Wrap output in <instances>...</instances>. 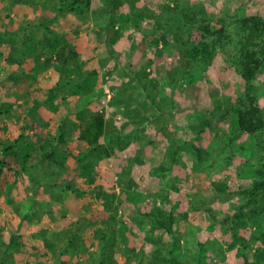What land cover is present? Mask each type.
<instances>
[{"label": "rangeland", "instance_id": "374dc122", "mask_svg": "<svg viewBox=\"0 0 264 264\" xmlns=\"http://www.w3.org/2000/svg\"><path fill=\"white\" fill-rule=\"evenodd\" d=\"M54 3L55 0L42 2L31 10L24 6L16 10L11 0H0L2 27L17 28L27 23L35 26L19 35L20 39H33L28 47H23L25 54L18 56L22 64L0 63V78L6 74L29 76L19 87L6 85L15 96L5 100L22 103L27 98L35 99L34 90L47 91L58 81L97 72L93 77L94 92L79 98L74 106L103 111L116 130L130 136L131 144L97 167L96 185L105 189L106 196L116 195L115 209L111 222H100L96 230L87 229L88 247L111 228L118 240V264H125L126 257L120 253L123 244L127 245L125 250L134 248L142 253L146 262L150 240L162 232L155 231L143 214L162 208L174 214L176 238L161 236L173 249L171 257L185 264H244L245 259L253 262L256 252L264 248V199L247 203L238 189L250 188L259 180L256 171L264 165V130L256 135L240 133L236 116L226 115L225 109L243 99L246 89L235 66L244 32L234 21L253 15L264 18V0H126L116 16L121 38L112 48L107 44V32L103 34L109 20L102 13L106 0H92L89 13L82 17L67 11L55 15ZM168 4H178L179 9L168 14ZM198 10L213 19L226 17L227 22L224 44L217 48L212 66L207 69L185 66L186 46L180 39L185 31L184 16ZM45 22L49 30L45 29ZM98 27L102 28V38L97 34ZM159 29L165 30L168 39L167 45L160 42L158 46L161 56L151 44ZM53 33L66 35L68 51L74 58L70 64L76 65V69L61 77L50 61L53 52L38 46L45 37L54 38ZM143 71L150 74L145 85L139 78ZM253 85L264 111V73ZM5 90L0 89V93ZM46 113L47 119L59 118L48 112L45 118ZM207 119L211 126L198 135L195 130ZM142 122L143 133H138L141 129L136 124ZM3 123L0 118V125ZM7 124L9 131L0 133V141L12 139L21 126L14 121ZM68 147L78 152L76 144ZM176 147L178 162L171 164ZM67 167L73 171L75 163L68 161ZM164 167L166 171L162 170ZM37 174L43 179L58 178L57 174L46 176L41 170ZM150 179L152 184L147 183ZM223 185L228 191H219ZM20 187L14 191V198L25 204L24 211L38 210L41 220L39 224L31 221L26 225L31 235L27 239L29 246L36 243L35 236L42 229L65 236L90 212L105 214L89 196L88 201L70 191L63 192V200L53 204L44 186L34 184L30 190ZM164 196L169 197L167 202ZM0 216L18 223L5 202L0 204ZM18 258L26 260L24 255ZM64 260L70 258L65 256ZM43 263L54 261L48 258Z\"/></svg>", "mask_w": 264, "mask_h": 264}, {"label": "trees", "instance_id": "16d2710c", "mask_svg": "<svg viewBox=\"0 0 264 264\" xmlns=\"http://www.w3.org/2000/svg\"><path fill=\"white\" fill-rule=\"evenodd\" d=\"M52 1L11 0V3L17 10L18 7L34 8L42 2L47 4ZM91 1L55 0L52 12L58 15L62 11H67L72 15L82 17L89 13ZM125 2L126 0H106L102 11L109 17L107 29L103 30V34L107 32V44L111 48L121 38V31L116 26V16ZM178 9V4L173 7L168 4L165 7L168 14H173ZM7 18L10 19V16ZM1 21L0 19V63L21 65L22 60L18 56L25 54L23 47H28L27 44L33 39L29 36L20 39L19 35L32 31L35 26L27 23L17 28L2 27ZM234 22L244 32L239 41L235 66L237 74L245 82L246 89L244 98L238 100L236 105L229 104L225 113L236 116L240 133L256 135L264 130V111L258 104L257 90L253 85L255 79L264 73V18L253 15L235 19ZM43 25L45 29H50L46 22ZM226 26V17L213 19L201 10L185 15L183 24L185 31L180 38L182 45L186 46L185 66L191 69L211 67L217 48L224 44ZM164 31L159 29L152 36L151 44L157 48L159 56L163 54L162 50L158 49L160 42L168 44L167 33ZM53 34L54 38L45 37L38 46L43 51L53 52L54 56H51L50 61L54 63V69L61 77L76 69V65L70 64L74 58L72 51H68L69 44L66 35ZM97 34L100 38L103 37L102 28L98 27ZM109 53L113 55L112 50ZM96 74L97 72L92 70L78 74L76 77H69L64 82L58 81L47 91L34 90L32 93L35 99L30 101L27 98L22 103L5 100V98L12 99L15 96L9 90L7 91L6 85L11 83L13 87H19L29 76L26 73L6 74L0 78V89H6L3 94L0 93V118L5 121L0 125V133L3 135L8 133L9 124L7 122L9 121L21 124L16 136L0 141V204L5 202V205L11 207L12 214L18 218V223H14L3 220L0 216V264H44L43 260L48 258H51L54 264H118V252L116 251L118 240L114 233H111L113 232L111 228L110 232L102 233L89 247L85 237L87 229L96 230L100 222L103 224L111 222V213L115 209L113 198L116 195L108 197L105 195V189L96 185L97 167L102 161L115 157L118 152L125 150L131 144L130 136H125L116 130L103 111H91L88 108L80 109L74 106L79 98L94 92L96 85L93 77ZM149 77L150 74L143 71L141 75L139 74L140 83L145 85ZM19 112L20 115L17 114ZM45 112L59 116V118L47 119ZM146 122L148 119H145ZM211 124L210 119L204 120L195 130L196 133L198 135L204 133V130ZM136 126L141 129L138 133H143V122ZM72 143L76 144L78 152L68 147V144ZM178 150L179 147H176L172 151L171 164L178 162L175 158ZM196 152L199 155L201 153L197 148ZM68 161L75 163L73 171L67 167ZM40 170L46 176L57 174L58 178L43 179L37 174ZM162 170L166 171L167 168L164 167ZM256 173L259 177L258 181L250 188L238 189L247 203L264 199V165ZM77 181L79 184H76ZM152 182V179L147 180L148 184ZM34 184L45 187L46 194L53 204H59L63 200V192L70 191L80 199L86 198L89 201V196L102 206L106 215L103 212H90L85 218L75 223L74 229L65 236L56 233L49 234L42 229L35 236L36 243L29 246L27 239L30 234L27 232L26 225L31 221L36 224L40 223L39 211H24L25 204L18 203L13 194L16 189L20 190V185L30 190ZM223 187L219 188V191H228L226 185ZM159 190L162 191L161 188ZM168 200L169 197L164 196V201ZM143 215L151 221L155 231H161L162 235L168 234L176 238L173 232L174 214L172 212L168 213L159 208L145 211ZM161 236L150 240L149 250L147 247V252H145L146 262L142 253L140 254L134 248L125 250L124 247L126 248L127 245L123 244L120 253L126 257L125 264H132L131 262L135 260L138 264H185L171 257L173 249L163 241ZM262 242L264 245V239ZM148 253L150 254L149 262ZM23 255L26 258L25 262L18 258ZM65 256L70 260H64ZM263 262L264 248L256 252L253 262L245 259L244 264H263Z\"/></svg>", "mask_w": 264, "mask_h": 264}, {"label": "crops", "instance_id": "0c3cea01", "mask_svg": "<svg viewBox=\"0 0 264 264\" xmlns=\"http://www.w3.org/2000/svg\"><path fill=\"white\" fill-rule=\"evenodd\" d=\"M29 10H31V8H29Z\"/></svg>", "mask_w": 264, "mask_h": 264}]
</instances>
